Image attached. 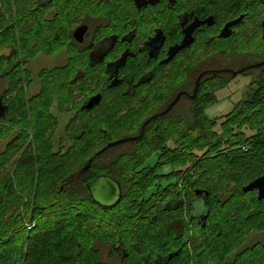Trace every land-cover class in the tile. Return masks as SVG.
<instances>
[{
	"label": "flooded vegetation",
	"instance_id": "obj_1",
	"mask_svg": "<svg viewBox=\"0 0 264 264\" xmlns=\"http://www.w3.org/2000/svg\"><path fill=\"white\" fill-rule=\"evenodd\" d=\"M28 1V12L17 6L15 18L0 28L3 70L0 71V98L8 106L7 113L0 116V137L13 129L17 130L15 137L21 139V130L28 131L21 124L29 125L32 135L24 152L31 144L36 148L38 139H45L47 145L55 140L63 145L67 139L72 146L78 144L80 150L87 142L105 147L116 140L142 134L132 141L140 143L153 130L154 135H161L159 129L170 126V120L183 112L182 106L180 110L177 108L182 100L189 102L184 111L192 107L201 73L231 80L236 76L231 71L256 64L253 60L258 56L256 48L264 43V0ZM82 27L85 30L80 33ZM223 31L228 36H222ZM186 36L192 40L190 45L167 61L171 49L179 46ZM198 47L205 55L201 60L204 69L193 83L194 51ZM32 62L47 63L36 74L29 73L31 78L40 81V88L22 108L21 79L28 77L29 68L25 66ZM6 63L11 65L7 67ZM240 64L241 68L237 66ZM221 70L231 71L216 73ZM11 71L16 72L15 81ZM250 93L249 90L246 96ZM178 95H181L179 101L168 114L149 121L143 128L148 119L164 112ZM97 97L99 101L95 103ZM92 102L93 106L87 107ZM119 111L124 113L120 119ZM25 116L29 124L22 122ZM59 120L66 121L61 137L55 132L60 127ZM172 142L169 138L168 143ZM151 155L149 171L155 173V167L161 165L162 175L166 176V168L170 166L156 154ZM84 165L85 162L74 178L63 183L85 185L83 175L78 176ZM108 175L120 181L124 194L121 179ZM205 196L206 192L197 198ZM218 205L223 204L190 205V225L195 222L206 230L205 234H192L193 261L184 258V263L181 260L178 264H200L197 258L203 248H197L202 244L210 247L205 264H243L246 249L242 241L252 238L250 246L264 241V231L257 226L245 229L243 211L237 212L234 205L229 212L222 207L214 209ZM216 226L221 231L215 232ZM221 233L231 239L224 254L220 253L218 243ZM114 247L112 264H170L182 252L191 256L181 245L165 256L151 259L147 250L133 252L120 237ZM177 251V255L170 257ZM252 252L255 255L261 250Z\"/></svg>",
	"mask_w": 264,
	"mask_h": 264
},
{
	"label": "trees",
	"instance_id": "obj_2",
	"mask_svg": "<svg viewBox=\"0 0 264 264\" xmlns=\"http://www.w3.org/2000/svg\"><path fill=\"white\" fill-rule=\"evenodd\" d=\"M23 8L27 11L30 5L27 3ZM12 17L11 21L15 16ZM263 48L264 43L261 42L256 48L258 49L256 54H262ZM204 58L205 55H196V61L193 62V69L195 68L193 76L200 74L204 69L202 65L204 63L201 62ZM6 65L9 67L11 63ZM257 70L259 72L254 77L250 95L243 98L224 116L221 131L216 130L215 120L208 116L207 109L216 102V90L225 86L229 80L205 76L206 78L199 83L198 94L193 100L192 107L172 118L170 126L159 129L162 139L161 135H151L140 143H133L131 147L134 153L150 152V148L156 149L152 154L164 159V164L169 165L171 169L165 176L167 184H158L164 187L163 192H166L168 202L151 206L149 210L153 209L152 213L139 211L140 216L144 217L141 221L128 222L132 217L137 216V212L132 213L131 209L139 208L129 205L138 204L137 197L140 190L135 187L147 179L151 181L153 174L140 175L138 181L133 177L117 176L123 183V198L115 208H103L92 200L85 185L79 186V182L68 185L64 191H60L57 186L62 181L74 178V174L88 159L82 162L76 171L68 173L66 179H62L60 183L43 186V179L37 181L33 175H27L25 172L37 163V158L40 160L42 151L46 149L44 145H40V142L35 144L39 150L36 149L37 157L33 153V148L31 154L25 153L31 148V144L24 152L25 158L14 162L13 171L1 172L0 264H112L114 243L117 242L118 237L133 252L142 253L147 250L151 259L165 256L181 245L188 251L187 247L190 246L193 235L188 236L185 231L189 224L184 219L183 213L188 211L186 207L190 208L191 204H223L213 207L214 209L222 207L227 212L234 205L232 207L237 212H244L245 229L250 230L257 226L256 228L263 231L264 199H258L255 190L249 193H244L242 190L248 183L264 175V66ZM0 71H3L1 64ZM9 73L13 74L11 78L15 81L16 72ZM211 80L213 85L210 84ZM163 130L165 132L162 134ZM153 137H156L155 142L151 141ZM169 138L174 139L175 143L170 145ZM94 146L88 142L85 144V157L90 158L95 155ZM57 154H52L47 160L63 159L60 161L63 166L66 162L64 157L67 156ZM5 156H8L6 151L0 152V167L4 165ZM121 158L103 167L99 166L95 159L90 169L83 174L84 183L93 180L100 173L114 175L115 169L123 164L128 170L131 163H123ZM6 160L7 158L5 162ZM131 162L135 161L131 160ZM59 166L58 163L52 169L56 172ZM141 167L142 164L136 169ZM179 167L186 169L177 170ZM44 168H46L44 171H48L45 164L41 169ZM22 169H25L22 172L24 175L19 173ZM174 172H180L177 173L179 176H172ZM43 174L49 176V173L43 172ZM171 185L172 189L167 193L165 188ZM196 189L209 192L206 196L207 202L204 203V198H197L199 195L195 193ZM157 192L162 193L157 190L151 198ZM248 194L254 198L247 197ZM127 197L129 199L126 200ZM253 203L259 204L251 206ZM52 207L57 210L50 212ZM156 207L157 209L154 210ZM255 209L258 210L257 213L253 211ZM6 213L8 219L3 220ZM47 216L52 218L49 219ZM146 218L148 220H144ZM27 221L34 223L33 230L26 231L24 223ZM216 227L215 232L221 231L219 226ZM200 229L202 232L206 230ZM218 238L222 239L218 243L221 248L220 253L224 254L223 251L230 247L231 239L227 234L222 233ZM245 241L246 239L242 243ZM263 243L264 241L245 246L246 252L243 254L242 263L264 264ZM202 248L197 259L198 263L205 264L208 262L207 252L210 247ZM254 249L261 252L254 255L252 252ZM189 256L183 255L182 252L170 264L181 263V260L184 263V258ZM106 258L108 260L103 263V259Z\"/></svg>",
	"mask_w": 264,
	"mask_h": 264
},
{
	"label": "rangeland",
	"instance_id": "obj_3",
	"mask_svg": "<svg viewBox=\"0 0 264 264\" xmlns=\"http://www.w3.org/2000/svg\"><path fill=\"white\" fill-rule=\"evenodd\" d=\"M27 3L29 5V1L27 2L26 0H19V2H17L16 0H0V28L1 27L3 28L6 24H8L10 22V20L13 18L12 16H14V12L17 9V6H19L20 8H23ZM27 34H29L28 31H27ZM263 50H264V48H263ZM200 52H201V54H200ZM197 54L199 56L204 55V53L201 51V48H199V47L197 48V50L194 51L195 60H193V62L196 61V55ZM253 60L255 61V63H259L261 61H264V52L262 54L256 56ZM46 63L32 62L31 64H28L25 66V68H29V71L27 72L28 77H26L25 79L24 78L21 79V85L22 86L20 88L23 90V94H24V100L21 103L22 108H24L25 103L30 98V96L33 95L34 93L38 92L39 88H40V81L39 80L36 81V78H35V80L33 78H31V74H29V73L32 72V73L36 74L37 72L40 71V69L42 67H46ZM249 63H252V61H250ZM251 65H253V64H251ZM237 66H239V68H241V64L237 65ZM246 66H249V65H246ZM243 67H244V65L242 66V68ZM258 72L259 71L257 69H255V70L250 69L249 71L244 72L245 74H242V73L238 74V75L234 76L231 80H229V82L225 86L219 88L218 91H216V102L211 104L207 109L208 116L211 119L215 120L214 125L216 127V130L221 131L222 123L224 121L223 120L224 116L227 113H229L231 110H233L234 107L239 102H241L242 99L246 96V93L250 90L251 86L253 85L254 77L258 74ZM198 75L199 74H197V75L195 74V76L193 77L194 78L193 83H194L195 79L198 77ZM29 76H30V78H29ZM31 82H33V83L31 84ZM188 103L189 102H187V100H182L177 108L182 106L181 110L184 111V107H186V105ZM179 110H180V108H179ZM123 114L124 113L122 111H119L118 112V119H120ZM17 115H20V113H18ZM59 116H60V114H59ZM59 121L61 122L60 125L58 123V125L60 127L55 128V132L59 137H61L63 132H64L63 128H64L66 121L65 122H62L61 120H59ZM22 122H24L25 124L30 123V121H28L27 116L24 117V121H22ZM21 125H23L28 130V131H26L25 129L21 130L22 131L21 139H18L15 137V136H17V130L12 131L13 129L11 131L9 130L3 138L0 137V151L4 150V152L6 151L8 153V156H5V159L7 158L6 162L4 159V165L2 167H0V182L2 181L1 172L2 171L5 172L8 170L13 171L14 162L18 159H24L25 153L31 154L32 148L34 150L33 153L37 157V152H36L37 148H35V146L33 144L31 146V148L28 149L27 152L24 153V151H23L28 146V140L30 138V135H32V132H31L32 128L29 125H24V124H21ZM29 131H30V133H29ZM164 132L165 131L163 130L161 133L163 134ZM154 134H155L154 130L151 131V135H154ZM64 138L66 139V137H64ZM155 140H156V137H153L151 139V141H154V142H155ZM40 142H41L40 145H44L46 149L44 151H42L40 160H39V158H37V161H36L37 163H34L25 172L27 175H33L34 179L37 181L43 179L44 180L43 186H46L48 184L53 186L57 182L60 183V181L62 179H64L68 173H71L72 171L74 172V170L76 171L78 169V167L81 165V163L89 158V156L85 157L86 151H85L84 145H82L81 149L79 150L78 144H77V146H75L76 144H74L72 146L73 143L68 142L67 139H66V141L63 142V145L60 144L61 142H57V140H55L51 144L49 143L48 145L46 144L47 141L45 139H42V140L38 139L36 141V143H40ZM174 143H175V140L173 139V142L170 143V145L174 144ZM94 145H95L93 148L94 150L92 149L94 154L97 153L98 151H100L101 148L103 147V144H94ZM133 145H134L133 142L126 143V144L123 143L121 145H118V146H115V147L108 149L101 156L96 158L97 163L101 167L107 165L111 161L118 160L121 157H122L121 161L123 163H131L130 168L128 170H127V168H128L127 166L125 168V164L118 166L115 169V171L113 172V174L116 176L124 175L123 177H125V176H127L128 178L133 177V179L137 178L135 181H138V177L140 175L142 176V175H146L148 173L153 174L151 176L153 178L151 181L149 179H147L146 181L140 183L138 187H135L136 189L140 190V194L137 197V199L139 201H138V204H130L129 206H139V208L131 209L132 213H135V211L137 212V216H135V218L132 217L130 221L128 220V222H131V223L136 222V221H141L142 218H144L143 216L142 217L140 216L139 211L142 210L143 212L146 211L148 213L150 211L152 213L153 209L149 210V208L151 206L154 207L155 205L164 204L167 202V199H168L167 195H165L166 192H163L164 187L162 188L158 185L161 183L163 176H164V175H162L161 165H157L155 167V169H156L155 173H153L152 171H149V162H150L149 158L152 156L151 154L156 151V149L153 150L152 148H150L149 149L150 152L145 151V153H142V152H138V153L135 152L134 153L132 150L133 148L131 147ZM57 150H59V151L56 152ZM57 153L58 154H60V153L66 154L65 156H67V157H64L66 162L63 164V166H61V163H60V161L63 159L60 160V158H54L51 160H47V158H50L52 156V154H57ZM93 153H92V155H93ZM135 154H136V156H134ZM58 156H60V155H58ZM160 159H162V158H160ZM131 160H134L135 162L132 163ZM58 163L60 164V166L58 167L57 171L55 172L52 168H53V166H55ZM44 164L47 166L48 171H44L46 168L41 169L42 166H44ZM141 164H142V167L139 169H136ZM144 164H145V166H144ZM40 166H41V168H40ZM172 166L177 167V165H172ZM185 169L186 168H183V169L180 167L177 168V170H185ZM24 170L25 169L20 170L19 173L22 174V172ZM43 172L46 174L49 173V176L43 174ZM169 172H170V169L166 168V174H168ZM177 173H180V172H174L172 174V176L178 177L179 175ZM13 174H14V172H13ZM42 174L45 178L42 176ZM136 174H138V175L135 176ZM14 175H16V173ZM22 175H24V174H22ZM164 178H165V176H164ZM169 179H171V178H169ZM77 181H78V179H77ZM63 182L64 181H62L59 185L57 184L60 191H64L68 186V185L64 184ZM76 183H78V182H76ZM162 184H167V180L165 179ZM14 187H16L15 183H14ZM156 189L159 192L162 191V193L157 192V194L151 198L152 194H154L157 191ZM171 189H172V185L165 188V190H167V193L170 192ZM244 193H249V192H244ZM255 195H256V197L258 196L256 192H255ZM53 197H54V195H53V191H52V197L51 198L53 199ZM247 197H249L251 199L254 198V196H250L249 194L247 195ZM127 199H129V197H127L126 200ZM126 200H125V202L128 203ZM143 200H145V201L143 202ZM253 204H259V203H253ZM155 209H157V207L154 208V210ZM186 209L188 211L184 210L185 213H183V215H184V219L189 224L188 229L185 230L187 235L189 236L190 234H193V233L194 234H196V233L205 234V232H202V230L200 229L203 227H200L195 222H193V224L190 225L189 218H190L191 210L188 207H186ZM54 210H57V208L52 207L49 211L51 212ZM57 213H61V212H57ZM7 216H8V214L6 213V216L3 217V220L8 219ZM47 218L50 219L52 217L47 216ZM24 224L26 227V231L33 230V227H34L33 222L27 221ZM27 224H29L30 226H27ZM203 229H205V228H203ZM259 239H261V238H256L255 240H259ZM245 243H246L245 246L248 247L250 244L253 243L252 238L246 239ZM203 246H204V244H202L199 247V249L202 248ZM194 248L195 247H190V246L187 247V249H188L187 252H189V250H190V252L192 253L191 256H189L191 261H193V249ZM197 250H198V248H197Z\"/></svg>",
	"mask_w": 264,
	"mask_h": 264
},
{
	"label": "water",
	"instance_id": "obj_4",
	"mask_svg": "<svg viewBox=\"0 0 264 264\" xmlns=\"http://www.w3.org/2000/svg\"><path fill=\"white\" fill-rule=\"evenodd\" d=\"M80 28L79 32L82 33L84 32L85 29ZM229 33H224V31L222 32V36H228ZM192 42V40L190 38H188V36H186V38L184 39V41L179 45V46H175L171 49L170 51V55L167 59V61L171 60L174 55L182 48L190 45V43ZM264 66V61H261L259 63L253 64V65H249L246 66L238 71H231V70H221V71H217L216 73H220V72H229L231 71L234 75H238L241 73H244L250 69H257ZM208 72H203L199 75L198 79H197V86L195 89V93L193 95V98L196 95L197 92V88H198V84L200 83V80L202 79V77H204ZM181 95H178L176 97V99L173 101V103L162 113H159L155 116H153L152 118L148 119L147 122L144 124L143 128L145 127V125L152 120L158 119L159 117H162L166 114H168L170 112V110L172 109V107L179 101ZM97 100L95 99V103H97ZM93 103H90L87 107H91L93 106ZM8 111V106L4 105L1 102V98H0V116H3L7 113ZM142 135V134H141ZM133 136V137H127V138H123V139H119L116 140L114 142H111L109 144H107L105 147H103L100 151H98L97 153H95L94 156H92L84 165V167L80 170L79 176L83 175L85 172H87L93 161L101 156L104 152H106L108 149L121 145L123 143H127V142H132V141H136L140 138V136ZM85 188L88 191L90 197L92 198V200L100 205L103 208H112L115 207L116 205H118L120 203V201L123 198V189H122V185L120 183L119 180H117L116 178H114L113 176H110L108 174H100L98 175L96 178H94L93 180L87 182L85 184ZM244 192H252L254 190L258 191V199H264V175L257 177L256 179H254L253 181H251L250 183H248L246 186L243 187L242 189ZM204 192H206V196H208L209 192L203 190V189H196L195 193L197 195H201ZM206 196L204 197L203 201L204 203L206 202ZM1 201V199H0ZM179 253V251L175 252L173 255H177Z\"/></svg>",
	"mask_w": 264,
	"mask_h": 264
},
{
	"label": "built area",
	"instance_id": "obj_5",
	"mask_svg": "<svg viewBox=\"0 0 264 264\" xmlns=\"http://www.w3.org/2000/svg\"><path fill=\"white\" fill-rule=\"evenodd\" d=\"M34 225V224H33ZM27 226H30L29 224H27Z\"/></svg>",
	"mask_w": 264,
	"mask_h": 264
}]
</instances>
